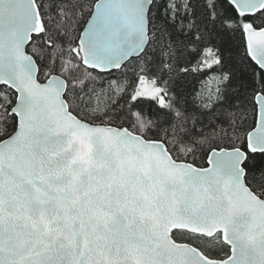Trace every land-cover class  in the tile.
<instances>
[{
  "label": "snow or ice",
  "instance_id": "snow-or-ice-1",
  "mask_svg": "<svg viewBox=\"0 0 264 264\" xmlns=\"http://www.w3.org/2000/svg\"><path fill=\"white\" fill-rule=\"evenodd\" d=\"M0 264H264V0H0Z\"/></svg>",
  "mask_w": 264,
  "mask_h": 264
}]
</instances>
